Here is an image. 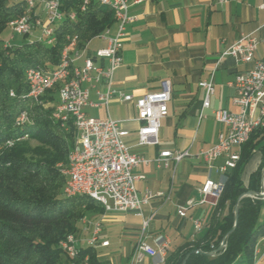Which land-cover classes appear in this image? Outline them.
I'll return each mask as SVG.
<instances>
[{
    "label": "crops",
    "instance_id": "1",
    "mask_svg": "<svg viewBox=\"0 0 264 264\" xmlns=\"http://www.w3.org/2000/svg\"><path fill=\"white\" fill-rule=\"evenodd\" d=\"M261 4L264 0H144L129 5L130 14L136 18L126 25L122 62L114 71L113 87L131 94L133 101L116 97L107 109L103 105L86 106L83 111L89 116L87 108L98 109L100 113L90 117L109 116L121 121V127L128 131L125 145L130 152L148 160L133 169V173L141 177L136 181L138 193L142 195L149 190L154 196L143 205L141 214L104 209L101 213L84 216L82 236L76 235L80 248L88 247L86 241L93 225L100 222L99 242L108 241L109 244L94 248L109 264H168L176 253L192 247L205 235L215 204L211 199L201 202L200 188L207 178L225 180V172L218 171L224 158L214 159L209 166L197 154L213 146L223 130L213 112L236 110L231 103L234 90L227 82L253 66V62L243 63L221 54L241 35H250L257 41L264 38ZM111 32H114V26ZM104 44L99 40L92 41L87 54ZM254 56L255 59L264 56L262 43H258ZM97 63L107 64L105 60ZM211 73L214 94L210 108L203 110L205 117L199 118L203 90L198 82L210 78ZM164 80L171 83V98L167 103V115L160 119L158 143L139 146L137 130L140 123L136 120L134 100L158 90ZM90 99L96 100L93 89ZM184 149L188 150L189 156L176 163L170 159L167 167L154 160L162 150ZM233 150L239 152L238 147ZM257 161L258 158L248 171L256 167ZM189 200L193 201L190 205ZM180 207H185L183 217L177 212ZM143 221H147L145 227ZM194 221L201 223L199 230ZM140 239L154 249L167 240L165 255H144L141 260L132 262L135 245ZM256 246L257 258L254 256L253 264H264V236Z\"/></svg>",
    "mask_w": 264,
    "mask_h": 264
},
{
    "label": "trees",
    "instance_id": "2",
    "mask_svg": "<svg viewBox=\"0 0 264 264\" xmlns=\"http://www.w3.org/2000/svg\"><path fill=\"white\" fill-rule=\"evenodd\" d=\"M79 2L61 0L62 9L77 11ZM20 14V4L0 0V35L7 22ZM114 21L111 9L92 0L86 11L77 12L76 20H65L55 28L54 45L33 40L3 47L0 36V145L15 142L0 151V264H70L59 242L68 234L77 235L81 218L105 208L86 195H64L66 177L61 169L67 165L76 132L70 122L62 124L52 116L59 84L35 102L27 96L25 71L53 69L59 63L66 34L88 40ZM23 112L26 119L18 123ZM24 138H35L44 148H24ZM256 158V167L248 171L249 162ZM248 191H264V126L252 131L240 146L235 167L225 171L205 235L176 253L168 264H183L185 259L184 264H252L255 246L264 236V197L238 199ZM209 252L213 255L206 254ZM84 256L89 264H109L94 247H81L79 258Z\"/></svg>",
    "mask_w": 264,
    "mask_h": 264
},
{
    "label": "built area",
    "instance_id": "3",
    "mask_svg": "<svg viewBox=\"0 0 264 264\" xmlns=\"http://www.w3.org/2000/svg\"><path fill=\"white\" fill-rule=\"evenodd\" d=\"M20 4L22 14L11 18L7 22V28L13 34L28 36L36 34L41 36V42L46 45H54L56 38L53 37V28L65 20L74 19L75 10L62 9L61 0H11ZM92 0H80L78 8L90 5ZM100 5L110 9V3H117V22H114V32L106 29L88 40L85 44H78V34H66L65 45L60 54L59 63H65V71H58L57 77L66 76L69 61H77L78 73L75 81H70L66 87L56 90L57 102L54 104L52 116L62 124L71 123L78 127V136H75L73 153L75 166L62 168L61 172L67 173V185L64 194L85 195L97 193L106 201V211H131L141 214L145 205L154 195L145 190L139 195L136 181L141 178L133 173V169L140 163L148 160L141 155L130 152L124 143L128 131L121 127V121L113 120L109 116L97 118L87 116L83 108L86 106H105L114 99L133 101L131 94H124L113 87L114 71L122 62L121 49L125 36L126 25L133 22L135 15L130 14L129 5L143 2L144 0H96ZM260 7L264 8V4ZM93 40L104 42V46L87 54L89 45ZM31 42V41H30ZM264 45V38L257 41L250 35L241 37L225 49L221 56H231L239 62H253V66L235 75L227 84L234 90L231 103L236 110L217 109L213 112L214 118L222 126L216 143L202 149L197 154L205 163L223 157V165L218 168L224 173L227 166H234L235 147L244 144L249 135L257 127L264 126V56L255 59V51L258 43ZM13 46L9 41L3 40V47ZM105 60V66L97 61ZM32 75V85L27 86L30 94L43 95V77H40L37 69L29 70ZM55 78H51V81ZM203 90V99L199 118H204L203 110L210 108L211 98L214 94L212 73L210 78L198 82ZM94 90L96 100L90 99V91ZM171 98V83L169 80L161 82L160 88L148 92L134 100L137 109L136 120L140 123L137 130V145H156L158 143V131L160 119L167 115V103ZM20 123V118L18 120ZM189 156L187 149L162 150L154 159L167 167L168 160L175 163ZM235 167V166H234ZM223 181L205 179L200 188L201 202L211 199L216 203V190L223 188ZM162 196V193H157ZM192 200L188 204H192ZM178 215H185V207L178 209ZM84 220V219H83ZM82 220V221H83ZM147 221H143L145 227ZM195 228L199 230L201 223L194 221ZM101 223L95 222L87 244L90 247L108 246V241L99 242ZM78 239L65 237L59 242L62 251L71 259L70 264H89L88 256L79 258L74 255V247L78 246ZM168 241L164 240L157 249L152 248L140 239L135 245L132 262L139 261L144 255L163 257L166 253ZM220 243V248L224 247Z\"/></svg>",
    "mask_w": 264,
    "mask_h": 264
},
{
    "label": "bare ground",
    "instance_id": "4",
    "mask_svg": "<svg viewBox=\"0 0 264 264\" xmlns=\"http://www.w3.org/2000/svg\"><path fill=\"white\" fill-rule=\"evenodd\" d=\"M88 6L89 5L83 6V7H81V9H78L77 11L75 10L74 19H69V20L70 21L76 20L77 12L78 11L79 12L86 11ZM110 9L113 11V14H114V20H115L114 22H117V3H110ZM57 26L58 25H56L53 28V37H55V28ZM111 27L106 28V29H110ZM36 41L41 42V36H37L36 37ZM78 44H85V40H81V38L78 37ZM35 69H37L40 77H43V94H44V92L47 89L52 88L55 84H59V87H58V90H59L61 87L68 86L70 81H75V78L77 77V73H78V64H77V61H69L68 64H67L66 76L57 77V78H56V75H57V67L56 66L53 69H50V70H42L40 68H28L25 71V80H26V84L28 86L32 85V75L29 73V70H35ZM58 71H65V63H58ZM51 78H55V79L51 81ZM27 96L30 97L35 102H38L40 100V98H41V96H37V94H30V96H29V93H27ZM25 119H26V114H25V112H23V113H21L20 120L23 121ZM74 129H75V132H76L75 136H78V127H74ZM238 148L240 150V147H238ZM238 160H239V152L236 151V155H235V158H234V166H235V164L237 163ZM63 166H64V164H63ZM67 166H75V156H74V153H73V147L70 150V152L68 154V157H67ZM234 166H227V169H231ZM63 168H66V166L63 167ZM62 173L66 177L65 183L63 185V191H66L67 173L66 172H62ZM221 191H222V188H217V190H216V199L219 197ZM64 195L67 196V197L76 196L74 194H64ZM85 195L89 196V197H91V198H93V199H95L97 201H99L106 208V201L99 194H97V193H86ZM72 236H73V234L71 233V234H68L66 237H72ZM79 251H80V247H74V255H79ZM164 255H165V253L163 254V256ZM255 256H256V254H255ZM256 258H257V256H256ZM254 260L255 259H253V261ZM251 263L253 264V262H251Z\"/></svg>",
    "mask_w": 264,
    "mask_h": 264
},
{
    "label": "rangeland",
    "instance_id": "5",
    "mask_svg": "<svg viewBox=\"0 0 264 264\" xmlns=\"http://www.w3.org/2000/svg\"><path fill=\"white\" fill-rule=\"evenodd\" d=\"M0 36L3 40L9 41L12 45H20L23 42H30V41L36 40V37H37L35 33L28 35V36L13 34L12 31L10 29H8L7 27L2 31ZM93 41H96V40H93ZM86 111H87V114L89 116H96V115H98V113H100V111L98 109L87 108ZM23 141L24 142H21V143H23L24 146H22V147H24V148H28V149L44 148V146L41 145V143L35 138H24ZM13 144H15V142H11V141L4 142L3 144L0 145V151L3 150V148H5V147H12ZM26 157H31V156L26 155ZM35 158H36V156H35ZM253 164H254V159H252L249 162L248 167L250 165L252 166ZM58 165H60V164H58ZM83 218H81L79 221V231L77 232L78 237L82 236L83 225H81V222H82Z\"/></svg>",
    "mask_w": 264,
    "mask_h": 264
},
{
    "label": "water",
    "instance_id": "6",
    "mask_svg": "<svg viewBox=\"0 0 264 264\" xmlns=\"http://www.w3.org/2000/svg\"><path fill=\"white\" fill-rule=\"evenodd\" d=\"M245 195H261L264 197V191L261 192V193H255L253 191H248L246 193H243L239 196L238 199H240L241 197L245 196ZM237 215H238V211H237V207L235 208V221H237ZM191 252H197V250H193ZM207 255H213V252H209V253H206ZM186 260V259H185ZM185 260L183 261V264L185 263Z\"/></svg>",
    "mask_w": 264,
    "mask_h": 264
}]
</instances>
